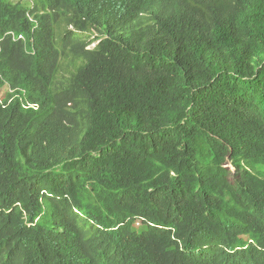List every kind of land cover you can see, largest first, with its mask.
<instances>
[{"label": "trees", "instance_id": "obj_1", "mask_svg": "<svg viewBox=\"0 0 264 264\" xmlns=\"http://www.w3.org/2000/svg\"><path fill=\"white\" fill-rule=\"evenodd\" d=\"M6 82L0 264H103L94 220L106 264H264V0H0Z\"/></svg>", "mask_w": 264, "mask_h": 264}, {"label": "clouds", "instance_id": "obj_2", "mask_svg": "<svg viewBox=\"0 0 264 264\" xmlns=\"http://www.w3.org/2000/svg\"><path fill=\"white\" fill-rule=\"evenodd\" d=\"M30 19L32 21H35V18L33 16H31ZM11 34L13 35V37L15 39L19 38L21 40H25V36L22 33L16 35L12 31ZM92 47L93 46H90V48H92ZM4 98H7L8 102H12V101L18 99L24 110H32L35 112L40 110V104L37 102H33L30 98H28L27 92L25 89H23L21 87H13L8 82H6L0 88V103H3ZM229 160H231V156L227 157V161L224 164V166L226 168H228L229 171H231V169L228 166ZM232 164L234 165L233 162H232ZM234 167L237 170V167L235 165H234ZM246 167L248 169H250L251 168L250 163H247ZM251 171H252V169H251ZM236 172H239V171L237 170ZM239 174H240V172H239ZM3 184H5V183L3 182L2 185ZM50 193L51 192H48L47 189H44L41 191V194H39L38 197H35V196L29 197V198H31L33 203H36L38 205V211H40V212H39L38 216H36L34 221H29L27 219L26 210L23 211V213H24L23 218L26 220V224L28 226H34L46 211L51 210V208H48V204L46 202L47 199H50V198H47L48 195L53 196ZM25 198L22 197V199H25ZM54 199H57V202L62 201L59 204V206L57 207V209H62L64 212H66V217L69 220L73 221L74 219L78 218L81 221L82 218L85 219L86 214H84L79 208H77L73 205L72 197L69 193H64L63 196L54 197ZM3 204L8 205V209H7L6 213L10 214V215H16L15 212H20L21 210L24 209V203L21 200H18L16 202L12 203V202L6 200L4 198V195L2 197H0V210L3 207L2 206ZM60 205H63V206H60ZM95 222L98 224H96ZM94 224H96L95 227H97L99 229V233H98V231L92 232L89 236L83 237V240H82L83 251H82V256L79 259H82L83 257H87L89 260H93L97 263H103V264L110 263V262L114 261V258H113L112 253H111V246H110V243L108 241V238L103 235V233L107 232L106 231L107 229L104 226H102V224H100L99 222H97L95 220H94ZM121 225H122V223L118 224L117 226H112L110 229L115 231ZM140 225H144L143 219L137 218L136 220H134L135 228H137ZM1 247H2V245L0 244V249H1ZM12 247L18 248L17 242ZM121 251H122V249L119 248L120 253H121Z\"/></svg>", "mask_w": 264, "mask_h": 264}, {"label": "rangeland", "instance_id": "obj_3", "mask_svg": "<svg viewBox=\"0 0 264 264\" xmlns=\"http://www.w3.org/2000/svg\"><path fill=\"white\" fill-rule=\"evenodd\" d=\"M95 44V43H94ZM94 44H92L91 46H94ZM229 168L231 169V171H230V173H231V179H232V182H233V180H235L236 178H235V173H237L236 171V168L234 167V165L232 164V161L231 160H229ZM146 229V226L145 225H140V226H138L137 227V230L139 231V232H142V231H144ZM245 248H247V247H245Z\"/></svg>", "mask_w": 264, "mask_h": 264}]
</instances>
